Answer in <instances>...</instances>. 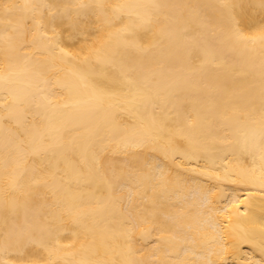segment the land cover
<instances>
[{"label": "bare ground", "instance_id": "obj_1", "mask_svg": "<svg viewBox=\"0 0 264 264\" xmlns=\"http://www.w3.org/2000/svg\"><path fill=\"white\" fill-rule=\"evenodd\" d=\"M262 183L260 0H0V264H264Z\"/></svg>", "mask_w": 264, "mask_h": 264}, {"label": "snow or ice", "instance_id": "obj_2", "mask_svg": "<svg viewBox=\"0 0 264 264\" xmlns=\"http://www.w3.org/2000/svg\"><path fill=\"white\" fill-rule=\"evenodd\" d=\"M30 5H28L27 3L25 4V7H29ZM120 8H123V7H126L124 5H120L119 6ZM225 7H231L230 4H225ZM260 7L261 8H264V0H260ZM63 51V50H61ZM261 190L264 191V183L261 184ZM244 201L243 200H240L239 201V204H243ZM17 239L19 242H22L24 240H31L32 237H31V234H30V230L27 228V227H24V228H21L20 231L17 233ZM264 250V249H262Z\"/></svg>", "mask_w": 264, "mask_h": 264}]
</instances>
